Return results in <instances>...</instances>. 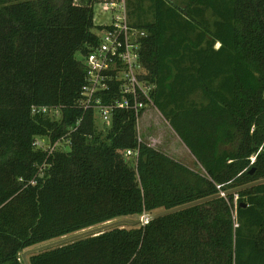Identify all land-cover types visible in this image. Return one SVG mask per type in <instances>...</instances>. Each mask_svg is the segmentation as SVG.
Returning <instances> with one entry per match:
<instances>
[{
  "label": "trees",
  "instance_id": "1",
  "mask_svg": "<svg viewBox=\"0 0 264 264\" xmlns=\"http://www.w3.org/2000/svg\"><path fill=\"white\" fill-rule=\"evenodd\" d=\"M97 1L0 0V264H24L22 250L94 225L264 179V0H126L147 33L140 54L154 107L199 169L138 140L137 119L118 111L101 129L87 114L69 150L54 151L37 175L46 153L33 137L54 139L80 115ZM32 105H60L63 117L33 115ZM27 258L264 264V183Z\"/></svg>",
  "mask_w": 264,
  "mask_h": 264
},
{
  "label": "built area",
  "instance_id": "2",
  "mask_svg": "<svg viewBox=\"0 0 264 264\" xmlns=\"http://www.w3.org/2000/svg\"><path fill=\"white\" fill-rule=\"evenodd\" d=\"M103 12L109 13L107 18ZM93 20L99 26L96 30L98 39L83 57L85 80L74 104L80 115L74 124L54 139L52 132L33 137L32 147L46 153V159L38 168V176H42L43 169L49 165L47 158L54 151L69 150L71 134L82 125L87 114H92L97 129H101L111 126L118 111L131 112L138 120L146 108L154 106V85L145 78L147 72L140 54L142 40L147 33L132 24L126 0H98ZM30 112L47 115L57 121L63 117L60 105H32ZM137 153V148L127 149L125 156H136ZM254 159L255 156L250 157L251 161ZM35 182V178L30 181L31 184ZM148 219L145 216L144 223Z\"/></svg>",
  "mask_w": 264,
  "mask_h": 264
},
{
  "label": "rangeland",
  "instance_id": "3",
  "mask_svg": "<svg viewBox=\"0 0 264 264\" xmlns=\"http://www.w3.org/2000/svg\"><path fill=\"white\" fill-rule=\"evenodd\" d=\"M102 14L106 18L109 15L107 12H103ZM217 46L218 44H216V47ZM82 55V53L77 54V57L82 58ZM136 128L137 135L141 141L148 142L154 148L166 150L168 152L170 151V154L178 159V161L195 169H199V166H197L193 159V155L187 151L185 145L177 138L174 130L156 107H148L143 112L142 116L137 120ZM65 149H68V147H65ZM201 169L202 168L200 167V170ZM234 200L236 202L237 197H235ZM140 218L142 219V222H144L145 216L143 215Z\"/></svg>",
  "mask_w": 264,
  "mask_h": 264
},
{
  "label": "water",
  "instance_id": "4",
  "mask_svg": "<svg viewBox=\"0 0 264 264\" xmlns=\"http://www.w3.org/2000/svg\"><path fill=\"white\" fill-rule=\"evenodd\" d=\"M259 183H264V179L256 180V181L244 184L242 186L230 189L225 193H218L214 196H208V197L200 198V199L190 201V202L181 204L179 206H176V207H173V208H170L167 210H163V211L154 213L151 216H149V219L156 218V217H159V216H162V215H165L168 213H172L175 211H179V210H182V209L190 207V206H194L196 204L205 202V201H207L213 197H216V196L224 195L226 193H235L239 190L245 189L247 187H250V186H253V185H256ZM141 222H142V219L133 220L130 218H118V219L110 220V221H107V222H104V223H101L98 225H94V226L82 229V230L74 232L72 234L65 235V236H62L60 238L53 239V240L38 244L36 246L24 249L20 252V258L24 264H29L27 256L32 254V253H36V252H39V251H42V250H45L48 248L56 247V246H61V245L73 242V241L80 239V238H83V237L96 236V235H99V234L109 230V229H113L116 227H124L126 225H135V224H139Z\"/></svg>",
  "mask_w": 264,
  "mask_h": 264
},
{
  "label": "crops",
  "instance_id": "5",
  "mask_svg": "<svg viewBox=\"0 0 264 264\" xmlns=\"http://www.w3.org/2000/svg\"><path fill=\"white\" fill-rule=\"evenodd\" d=\"M147 109V108H146ZM145 109V110H146ZM177 138H178V136H177ZM179 139V138H178ZM180 140V139H179ZM182 143V142H181ZM186 147V146H185ZM158 149V148H157ZM186 149H187V147H186ZM159 150H161V151H163V152H165L167 155H169V156H171L172 158H174V159H176L174 156H172L170 153V151L168 152V151H166V150H162V149H159ZM187 151L188 152H190L188 149H187ZM193 159L195 160V158L193 157ZM176 160H178V159H176Z\"/></svg>",
  "mask_w": 264,
  "mask_h": 264
}]
</instances>
